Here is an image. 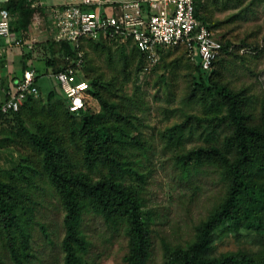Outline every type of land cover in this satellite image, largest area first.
Masks as SVG:
<instances>
[{"label":"rangeland","instance_id":"obj_1","mask_svg":"<svg viewBox=\"0 0 264 264\" xmlns=\"http://www.w3.org/2000/svg\"><path fill=\"white\" fill-rule=\"evenodd\" d=\"M197 9L215 36L221 42H230L228 51L222 52L214 64L211 80L247 96L243 111L248 122L264 125V0H201ZM43 14H32L26 38L31 39V46L25 47L30 50L25 56L32 55L37 61L44 58L46 40L56 41L50 17ZM26 39H22L23 46L27 45L23 43ZM81 46L83 65L77 75L95 81L84 113L101 111L91 94L97 91L132 120L125 127L134 141L125 144L120 152L128 155L131 168L141 177L135 179L130 175L125 181L133 183L142 198L151 241L147 264H168L169 250L193 241L197 226L227 193L228 183L216 164L204 163L190 169L187 176L177 164L181 152L200 146L222 147L225 136L231 132L228 122L225 120L214 133L206 128L208 119L199 122L197 116L221 115L226 111L218 103L214 105L219 106L218 110L210 109V103L201 97L196 88L195 62L187 57L183 47L161 48L157 61L150 65L139 62V54L128 42L83 41ZM145 66L149 69L142 74ZM46 69L50 72L47 65H41L36 76L39 95L26 101L18 116L0 122V179L23 187L24 205L31 209L26 210L24 217L30 234L29 264H63L65 209L41 166L40 155L22 134L21 126L31 132L58 136L76 161V168L88 170L82 164V139L78 134L83 113H65L66 99ZM105 120L112 122L110 118ZM178 124L179 141L166 132L168 127ZM23 158L33 169L25 165L19 169ZM89 172L93 177L98 174ZM84 231L90 241L84 254L86 264H126L123 258L130 239L123 224L107 223L92 212L85 217ZM0 238L3 240V235ZM209 249L216 255L235 251L256 254L264 249V229L225 227L213 236ZM0 254L5 264H10L8 256L4 257L1 240Z\"/></svg>","mask_w":264,"mask_h":264},{"label":"trees","instance_id":"obj_2","mask_svg":"<svg viewBox=\"0 0 264 264\" xmlns=\"http://www.w3.org/2000/svg\"><path fill=\"white\" fill-rule=\"evenodd\" d=\"M199 2L196 4V16L211 28L198 13ZM3 5L12 15L11 33H14L16 38L26 39L32 14L41 11L40 7H30L28 0H8ZM215 38L219 40L216 36ZM83 41L96 44L107 42L82 39L74 44L46 40V64H56L54 73L63 70L67 64L65 56L76 59L77 53L82 50ZM219 42L222 46L221 53L228 51L230 42ZM128 43L139 54V62L145 61L143 54ZM218 58L213 62V66ZM195 69L198 75L196 88L201 97L210 103V109L215 108L214 105L218 103L226 111L221 115L197 116L198 121L208 119L206 128L215 133L226 120L231 132L225 136L222 147L200 146L181 152L177 164L181 167V173L187 176L190 169H197L204 163H214L221 169L222 178L227 181L229 187L218 207L197 226L195 239L187 246H177L169 250L168 264H264V249L253 255L242 251L217 255L209 252L213 236L222 232L225 227L237 230L241 225L243 228L264 229V125L248 122L247 114L243 111L247 96L211 80L213 67L204 72L200 64L195 62ZM81 79L85 80L84 77ZM86 80L91 92L95 81ZM34 82L36 84L35 73ZM51 92L49 93L52 94ZM91 94L100 104L101 111L86 114L85 107L80 113L83 114L78 128L82 139V164L86 165L87 171L76 168V161L58 136L31 132L21 126L22 134H25L26 139L40 155L41 166L58 192L65 209L64 235L61 240L63 264H86L84 254L90 241L84 231V221L92 212L100 215L107 223H121L126 228L130 239L129 250L123 258L126 264H147L151 257V241L147 221L143 216L142 198L137 187L125 181L130 175L138 179L141 174L131 168L128 155L120 152V148H124L125 144H132L134 141L125 127L132 120L129 115L118 110L113 102L105 100L99 92L92 91ZM38 95L39 90L36 95H28L23 104ZM22 105L16 112L0 115V122L18 116ZM219 106L215 109L218 110ZM65 113L69 116L76 115L71 113L67 106ZM106 118L112 119V122H106ZM166 132L170 138L175 136L179 141L180 124L168 127ZM22 160L23 164L20 162L19 169L24 165L33 169L26 158ZM89 171L98 174L93 177ZM22 189L23 187L15 182L0 179V235L4 237L0 240L5 247L4 257L8 256L10 264H29L28 257L31 255L30 234L24 221L26 210L31 209L24 205L26 194ZM1 255L0 264H5Z\"/></svg>","mask_w":264,"mask_h":264},{"label":"built area","instance_id":"obj_3","mask_svg":"<svg viewBox=\"0 0 264 264\" xmlns=\"http://www.w3.org/2000/svg\"><path fill=\"white\" fill-rule=\"evenodd\" d=\"M0 0V38L20 46L22 40L12 36V15ZM201 0H122L110 3L101 0H67L61 5L47 8L52 37L56 41L77 44L82 39L98 42L119 40L130 42L144 56L147 64H154L163 47H183L187 57L198 62L207 72L221 54V43L211 28L196 16V4ZM32 8L42 7V0H28ZM66 67L53 73L67 101L68 110L79 115L87 104L89 86L78 78L82 66V53L76 59L65 56ZM149 67L142 68V74ZM34 71L25 69L22 76L6 92L0 104V115L18 111L28 95H36Z\"/></svg>","mask_w":264,"mask_h":264},{"label":"crops","instance_id":"obj_4","mask_svg":"<svg viewBox=\"0 0 264 264\" xmlns=\"http://www.w3.org/2000/svg\"><path fill=\"white\" fill-rule=\"evenodd\" d=\"M106 2L104 5H106L105 10L110 12L111 7L108 5L113 2L122 1V0H101ZM67 0H52L51 2H48L46 0H42L43 6L40 7L41 13H44L46 17H48L49 14H47V8L54 6V5H61L66 3ZM44 16V17H45ZM30 34V32H29ZM13 37H17L14 33H12ZM31 39L24 40L23 43H27L26 46H16L9 41H1L0 40V104L4 101L6 98V92L7 89H9L21 76L25 69H31L36 72V76L39 75L38 71L40 66L46 64V53L44 51V58L42 57V60L37 61L33 58L32 55L25 56L29 49H26L25 47H30ZM30 44V45H29ZM16 47H19L20 49L16 50ZM44 50V49H43ZM59 64V63H58ZM59 66V65H57ZM48 68H50V72L47 71L46 73H49V76H53L54 73V67H56V64L54 65H47ZM38 74V75H37ZM54 78V77H53ZM55 79V78H54ZM56 81V80H55ZM56 84L57 81H56Z\"/></svg>","mask_w":264,"mask_h":264}]
</instances>
